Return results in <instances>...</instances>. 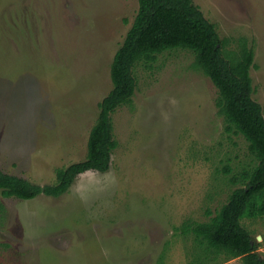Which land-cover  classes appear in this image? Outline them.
<instances>
[{
    "label": "rangeland",
    "instance_id": "374dc122",
    "mask_svg": "<svg viewBox=\"0 0 264 264\" xmlns=\"http://www.w3.org/2000/svg\"><path fill=\"white\" fill-rule=\"evenodd\" d=\"M226 49L253 47L252 98L264 116V0H192ZM137 0H0V168L31 183L82 161L111 89L110 63ZM187 49L136 65L129 104L112 114L117 182L86 201L68 190L31 199L0 192V264H242L205 254L183 234L234 188L223 172L251 166L247 141L225 130L218 91ZM77 178V177H76ZM75 178V179H76ZM74 182V181H73ZM73 184V183H72ZM71 184V185H72ZM209 212V213H208ZM240 223L264 258V217ZM260 236V239H257Z\"/></svg>",
    "mask_w": 264,
    "mask_h": 264
},
{
    "label": "trees",
    "instance_id": "16d2710c",
    "mask_svg": "<svg viewBox=\"0 0 264 264\" xmlns=\"http://www.w3.org/2000/svg\"><path fill=\"white\" fill-rule=\"evenodd\" d=\"M137 11L110 63L111 89L98 102L87 152L82 161L55 171V183L38 185L5 173L0 168V192L4 197L31 199L38 194L58 197L64 194L77 173L87 168L105 172L117 147L111 114L129 104L136 89L134 68L150 67L157 54L169 49H187L218 91L215 104L223 117L225 130L240 134L254 160L251 166L232 173L223 167L234 188L226 201L204 222H185L183 234H192L203 252L239 258L242 264H264L256 238L240 223L243 218L264 217V116L262 106L252 98L250 67L253 47L241 39L239 49H226L215 25L207 20L192 0H137ZM209 213V212H208Z\"/></svg>",
    "mask_w": 264,
    "mask_h": 264
},
{
    "label": "clouds",
    "instance_id": "9594fccd",
    "mask_svg": "<svg viewBox=\"0 0 264 264\" xmlns=\"http://www.w3.org/2000/svg\"><path fill=\"white\" fill-rule=\"evenodd\" d=\"M77 178L70 185V192L73 196L86 201L91 195L102 193L117 182L114 174L100 172L96 168H87L78 172Z\"/></svg>",
    "mask_w": 264,
    "mask_h": 264
},
{
    "label": "water",
    "instance_id": "95a60500",
    "mask_svg": "<svg viewBox=\"0 0 264 264\" xmlns=\"http://www.w3.org/2000/svg\"><path fill=\"white\" fill-rule=\"evenodd\" d=\"M257 239H260V236H257Z\"/></svg>",
    "mask_w": 264,
    "mask_h": 264
}]
</instances>
